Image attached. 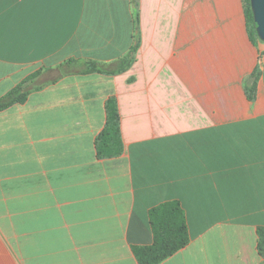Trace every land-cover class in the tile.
<instances>
[{
	"label": "crops",
	"instance_id": "obj_1",
	"mask_svg": "<svg viewBox=\"0 0 264 264\" xmlns=\"http://www.w3.org/2000/svg\"><path fill=\"white\" fill-rule=\"evenodd\" d=\"M135 13L133 65L81 74L129 55ZM263 52L243 0H0V97L34 75L0 112V264H138L171 201L189 243L159 264H264ZM111 97L122 152L98 157Z\"/></svg>",
	"mask_w": 264,
	"mask_h": 264
},
{
	"label": "trees",
	"instance_id": "obj_2",
	"mask_svg": "<svg viewBox=\"0 0 264 264\" xmlns=\"http://www.w3.org/2000/svg\"><path fill=\"white\" fill-rule=\"evenodd\" d=\"M243 4L250 38L254 43L258 42L260 40L256 34L250 0H243ZM136 7L137 3L135 1V9ZM138 41V16L135 13L134 43L131 46L129 55L120 59L113 69H107L94 61H87L80 73L83 75L98 73L114 76L127 71L136 61ZM70 63H72V60L68 62V64ZM259 76V73H254L251 77V85L247 88L249 99H252ZM33 77L27 78L0 97V112L15 104H23L27 100L30 90L25 87V84ZM105 111L106 123L95 141L97 155L98 157H116L122 152V141L120 115L115 97H111L106 101ZM149 220L153 231V243L135 249L134 253L138 264H159L189 243L186 216L178 202H165L152 208L149 211ZM257 251L260 256H264V227L257 229Z\"/></svg>",
	"mask_w": 264,
	"mask_h": 264
},
{
	"label": "water",
	"instance_id": "obj_3",
	"mask_svg": "<svg viewBox=\"0 0 264 264\" xmlns=\"http://www.w3.org/2000/svg\"><path fill=\"white\" fill-rule=\"evenodd\" d=\"M250 9L256 25V34L264 42V0H250Z\"/></svg>",
	"mask_w": 264,
	"mask_h": 264
},
{
	"label": "rangeland",
	"instance_id": "obj_4",
	"mask_svg": "<svg viewBox=\"0 0 264 264\" xmlns=\"http://www.w3.org/2000/svg\"><path fill=\"white\" fill-rule=\"evenodd\" d=\"M246 20V19H245ZM246 27H247V23H246ZM247 31H248V28H247ZM260 44H264V42L262 41H258ZM261 61L262 63H264V52L262 53V56H261Z\"/></svg>",
	"mask_w": 264,
	"mask_h": 264
}]
</instances>
